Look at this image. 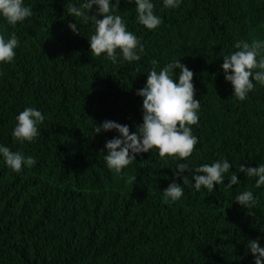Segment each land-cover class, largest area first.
<instances>
[{"label":"trees","instance_id":"1","mask_svg":"<svg viewBox=\"0 0 264 264\" xmlns=\"http://www.w3.org/2000/svg\"><path fill=\"white\" fill-rule=\"evenodd\" d=\"M23 2L33 11L25 21L13 27L0 16V35L18 39L14 61L0 64V146L36 164L16 173L0 154V264H255L246 250L257 239L264 248V185L256 187L258 177L239 167L264 163V86L253 80L240 101L222 65L239 41L264 40V0H182L178 8L152 0L163 21L155 30L138 22L134 0H121L114 14L144 52L131 63L118 52L115 64L106 54L92 56L94 22L66 11L85 0ZM176 60L194 73L201 105L192 126L196 150L186 160L141 153L116 174L104 155L106 142L120 134H95L96 125L113 121L135 133L143 124L137 91L153 67L159 72ZM29 107L44 122L34 142L20 144L12 132ZM225 159L231 168L224 184L196 191L195 168ZM179 163L189 166L188 185L176 178ZM233 173L240 183L226 190ZM172 182L184 194L165 203ZM244 191L256 198L249 210L235 202Z\"/></svg>","mask_w":264,"mask_h":264},{"label":"clouds","instance_id":"2","mask_svg":"<svg viewBox=\"0 0 264 264\" xmlns=\"http://www.w3.org/2000/svg\"><path fill=\"white\" fill-rule=\"evenodd\" d=\"M132 3L133 0H125ZM138 14V22L149 30H155L162 24L160 17L154 14L152 0H134ZM182 0H164L167 8H178ZM121 0H116L115 5L111 0H85L79 7L68 3L66 11L72 17L81 19L84 23L90 20L95 24V34L89 40L91 54L99 58L106 54V58L113 64L117 63L119 52L125 61L131 63L139 61V53L144 52V47L138 38L130 31L120 15ZM96 6V15H88L85 10L92 12ZM33 15L30 7L24 6L23 0H0V16L13 27L25 21ZM103 17L100 19L99 17ZM74 34L80 35L77 24H69ZM18 47V39L13 32L10 39L5 40L0 35V64H10L16 57L15 49ZM238 51L223 57L222 68L225 79L234 88V97L244 101L248 93L252 92L255 85L253 80L264 86V40H253L250 44L239 41L235 45ZM259 57V59H257ZM181 60L168 63L159 72L152 68L147 77L145 87L137 91V95L143 98V124L137 126L135 133H130L127 125H120L113 121H105L102 125H96L95 134L116 131L119 137L106 142L107 154L104 160L107 167L116 174L122 171L134 161L136 156L156 150L159 157L186 160L196 150L198 138L192 134V126L198 125L200 101L195 99L194 73L183 65ZM155 66L157 61L153 60ZM179 69L177 77L174 70ZM178 79V83H177ZM17 124L12 132L15 141L20 144L32 143L40 135L38 125L43 124L44 116L33 107L26 108L16 117ZM7 166L16 173H21L27 166L32 168L36 161L32 156H25L23 152H13L8 147L0 146ZM230 163L225 159L216 161L211 165L204 164L195 168L197 175L193 177L195 190L199 191L203 186L209 192L214 191V186L224 184V174L229 172ZM176 178L183 180V185H188L189 172L186 163L177 165ZM241 173L247 177H258L256 187L264 185V163L258 168L239 167ZM227 189L240 183L238 176L233 173L230 177ZM165 203L176 202L184 194L183 186L176 182L170 183L163 191ZM236 203L248 210L255 206L256 198L251 191H244L236 196ZM250 251L255 257V264H264V248L260 247L259 240H251L247 244L246 252Z\"/></svg>","mask_w":264,"mask_h":264}]
</instances>
